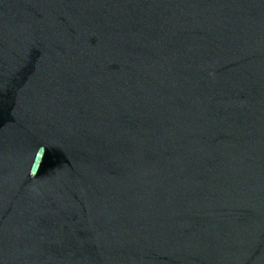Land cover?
<instances>
[{
  "label": "water",
  "instance_id": "obj_1",
  "mask_svg": "<svg viewBox=\"0 0 264 264\" xmlns=\"http://www.w3.org/2000/svg\"><path fill=\"white\" fill-rule=\"evenodd\" d=\"M0 264H264V0H0Z\"/></svg>",
  "mask_w": 264,
  "mask_h": 264
}]
</instances>
